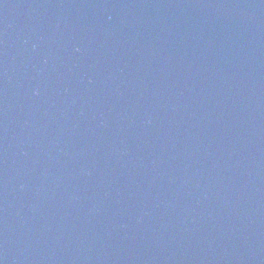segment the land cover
I'll return each instance as SVG.
<instances>
[{
  "label": "water",
  "instance_id": "1",
  "mask_svg": "<svg viewBox=\"0 0 264 264\" xmlns=\"http://www.w3.org/2000/svg\"><path fill=\"white\" fill-rule=\"evenodd\" d=\"M0 264H264V0H0Z\"/></svg>",
  "mask_w": 264,
  "mask_h": 264
}]
</instances>
